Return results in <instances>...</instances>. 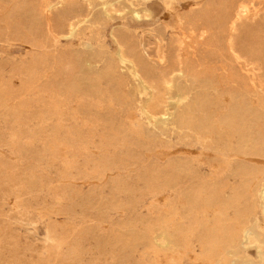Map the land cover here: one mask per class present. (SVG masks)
I'll list each match as a JSON object with an SVG mask.
<instances>
[{
  "label": "rangeland",
  "instance_id": "374dc122",
  "mask_svg": "<svg viewBox=\"0 0 264 264\" xmlns=\"http://www.w3.org/2000/svg\"><path fill=\"white\" fill-rule=\"evenodd\" d=\"M18 1L20 2V0H0V6H8L6 12V17L8 15V22H6V20H0V29L2 30L3 28V35H0L2 37L0 39V71L3 68L5 69H3L4 71L2 70L0 72V92L4 90L1 88V82L7 81L8 83L10 82L9 84L12 86L14 93L8 95L2 92L0 94V96L2 97V101L0 97V264H202L201 261L205 262V264H219V262L220 264H233L235 260H232V258H226L225 256H223L224 259L222 258V256H220L219 258L215 257L214 259H218L217 261L208 260V249L215 243L216 238L223 230H226L229 226L236 225L243 220L249 221L251 224L249 222L248 223L253 226L252 230L262 242L264 241V211L262 205L260 204L259 197L260 190L263 187L262 184H264V152H261L262 150L264 151V146L260 144V138L262 135L257 129H255L257 128L258 124L264 125V112H262L264 111V98L257 99L258 103L256 102V100L254 102L252 99H249V102L247 97H244L245 101H243V99L240 101V99L236 98L233 99V101L229 103V107H227L228 104L224 98L225 94L222 93L224 91H221L219 85H215L212 83L208 84V82L203 84V80H201L200 83L199 81H197V79L190 78V80H192L190 81L191 85L194 84L192 86L193 88H195L196 86L201 87L203 85V89L199 87L200 89L204 90V92H202L203 94L201 93V95H207L206 98L208 101L213 96L217 98L215 99L213 97L214 101L212 102L213 98L209 101L213 105L209 102H206L209 106L205 104L204 116L208 127L206 126L207 130L204 129L205 134H203L204 131L201 133V131H198L195 128H191V130H188L178 127L174 128V131L173 129H168L166 127H163L162 129L153 128L152 125L148 126L149 122L147 119H144L145 121L143 120L145 124L143 123L142 126L140 111L136 110V106H134V104H131V107L133 106L131 108L129 106L131 103L129 100L125 99L123 101L122 99L115 97L112 98L114 100L113 101L112 99H109L105 93L102 92H107L111 89L110 86H107L108 82L106 79L101 80V90L99 86H97L99 82L98 77L100 74V70L102 72V70H104L102 68L105 67H109L110 70L113 69L112 67H110V65H114V61L119 54V43L116 40L114 33L120 36V38H126L128 39V41L134 40L139 43L143 39L142 36L144 33L162 28L167 25V32H165L164 36L168 41L170 38V34L175 29L181 28L185 30L184 27H186L185 32H191L193 22L192 20L196 15L195 13L201 12L202 10L216 12L222 5V1L224 0H219V2L217 0H170V5H168L167 0H147L145 7L149 10L150 17L149 19H145L144 22L138 20L130 13L121 15L120 13L115 12L113 13L112 17H105L104 15L100 14V18L98 15L94 19L91 14L92 9L100 8V3L105 0H92L94 2H92L91 0H65L66 9L62 11L63 13L61 14V16L65 14L75 13V15H77L76 17L87 20H85V23H83L84 25H81L82 28L80 27L77 32L73 33V35L70 36L60 35L64 32L62 33V29L58 26L55 28L56 32H58V35L52 32L49 27H47V20L45 21L44 13L41 10L42 0H37L38 2L36 0H21V4H24L27 1V4L24 5H21L20 3H18ZM96 1H98V3ZM107 1L117 2L120 5H129L131 3H133L134 5L137 4V0ZM5 2L6 4L10 3L9 5L12 7V10L14 12L11 10V7L9 5L4 4ZM52 2L63 3L62 0H52ZM259 2L263 4L264 0H259ZM210 3L211 6H209ZM140 6L142 5H139L138 7ZM71 7L74 9H72ZM25 8H27V10ZM17 9L20 10L18 11ZM66 10H69V12H66ZM19 12L21 15L19 14ZM16 13H18V15ZM14 14L16 15V17ZM89 15H91V17ZM12 17L15 18H13L14 21H12ZM27 17L31 19L30 20L28 18V23L26 22ZM38 17H41L40 19L42 22L39 21L40 19H38ZM9 18H11L12 20ZM102 18L105 20L103 21ZM187 18H189L190 20H188ZM106 20L109 21L107 22ZM251 22L253 24H251ZM2 23H4L3 25L5 27L2 25ZM20 23H24V25H21ZM10 24L11 28L9 27ZM25 24L28 25L27 28ZM31 24L34 27H32ZM44 24H46V26ZM258 25L259 28L257 27ZM29 27L31 29H29ZM4 28L6 29L5 31ZM21 29H24L23 32ZM1 30L0 34H2ZM45 30L47 32L49 30V32L47 33ZM248 30L250 32H248ZM34 31L35 35L33 34L32 36L31 34L34 33ZM244 33L245 41L240 46V50L244 54L246 53V57H251L254 60H257V62L262 67V72L264 73V14L257 21H249L244 29ZM37 34L38 36H36ZM257 34L260 35V37H257ZM27 36L28 38L25 42L24 40ZM30 39L32 43L30 42ZM39 39L41 41L43 39L44 42L47 40L48 42L46 41L44 43ZM38 43H40V47L38 46ZM48 43L49 46H47L46 48L45 45H48ZM36 44L39 48L36 47ZM52 45L53 47H51ZM91 45H93L94 47ZM97 47L99 49H97ZM39 49H42V51H40ZM96 50L98 52H95ZM101 50L103 51V53L101 52ZM33 51L38 53L34 54ZM44 51H46L45 54L43 53ZM105 51H107V53ZM83 52H85V54L89 53L94 57L95 53H97V55L99 54L98 57L96 55L95 58L97 62H100L99 65L101 66V68L96 69L90 73L85 64L80 65L81 62L77 61L76 58L79 55H83ZM112 52L114 54H112ZM36 55L38 56V59H36ZM114 55H116V57H114ZM62 56L64 58L66 57V60ZM39 57L40 59L44 60H39ZM71 58L72 61L70 62ZM45 59L47 60L46 63ZM28 61L29 63H26ZM33 62L38 66H41L43 64L45 66H42L43 68L38 67L36 66V64L34 65ZM70 64H73L74 66L72 67L70 66ZM75 64H77V68L80 67L78 68V70L74 68L76 67ZM62 66L67 67L62 68ZM36 67L38 68L35 69ZM68 67L71 68L69 69ZM13 69L16 70L14 71ZM28 69L30 70L28 71ZM74 71H77L76 74L78 76ZM80 71L81 73L83 72V74H81ZM97 71L99 72L96 73ZM13 72H16V74H14ZM36 72L41 73L42 76L40 74H37ZM26 73H28V75ZM86 73H89L91 77L93 76V81L96 79L98 80V82L94 81V87L88 86L86 84L84 85L83 82H81L82 80L80 78L86 77ZM95 74L97 75V77L95 76ZM71 75L75 76H72V78ZM74 77L76 78L75 80ZM78 79H80L81 81ZM194 79L196 81H194ZM30 80H32V83L30 82ZM29 82L30 85H28ZM198 82L200 83V85ZM66 83L67 85H65ZM80 83H82V86H80ZM75 84L77 87L79 85L78 89ZM69 85H71V88H69ZM29 86L31 88H29ZM92 87L96 90H94ZM72 88L76 89L74 90ZM87 88H89L90 90H88ZM24 89L27 90V93L26 91H24ZM28 89L31 90L29 91ZM69 89H72L73 92L71 90L69 91ZM78 90L84 93L81 92L80 94ZM86 90H88L87 93L89 95L86 93ZM217 93H219L218 95H220L221 93L222 96L220 95L219 97ZM17 95L20 96L17 97ZM216 95L219 97V99ZM4 97L6 101L5 99H3ZM58 101H60L59 104L56 103ZM51 102H55V104L53 103L52 105ZM246 102H248L249 104L251 103V105L248 106L249 104ZM22 103L24 106L26 105L25 108L24 106H22ZM118 103H122L121 107ZM218 103L221 104L222 108L219 107L220 105H218ZM232 103H234V106L232 105ZM109 104L112 105L110 106ZM124 104L126 105V107L124 106ZM107 105L109 107H107ZM90 107H92V109ZM112 107L113 109H111ZM114 107L116 109H114ZM20 108L23 111H21ZM241 108L243 111L241 110ZM243 108L247 110V112H245ZM56 109H58V111ZM85 109L87 111H85ZM105 109H108V114L107 112H104ZM110 109L113 111H111ZM225 109H227V112ZM236 109H239V111H237ZM100 111L104 113L101 114ZM19 112H21V114ZM94 114L97 115L95 116ZM208 115H211L212 117ZM256 116L258 117L256 118ZM99 117H102V119H100ZM220 117L221 120L223 117H225L224 119H227L226 125L223 127L221 126L222 129L220 127L216 128L215 125H212V122L214 123L216 120L220 119ZM120 118L123 119L121 120ZM255 118L256 120L254 121ZM240 119L241 121H243L241 122ZM257 119L260 121H257ZM261 120L263 124L259 123L261 122ZM103 123H108V125H104ZM242 123L247 124L244 125ZM249 123L251 124L249 125ZM125 124L127 126H125ZM130 124H134V126H131ZM99 125L101 126L99 127ZM118 127V131L115 130ZM122 127H124V129ZM213 127H215L216 129L214 130ZM228 128L230 130L226 131L228 130ZM141 129L143 131H141ZM211 129L213 130L211 131ZM136 130H138V132ZM171 130L173 131V133ZM133 131H135L136 134ZM191 131L195 132H193L192 134ZM220 131H222V133ZM234 131L237 133V136L234 135L236 134ZM248 131H250L249 134H247ZM121 132L124 135H121ZM196 132H198V134H196ZM213 132L214 135H212ZM238 132H241L242 135L240 133L238 135ZM118 133L119 135L116 136V134ZM140 133L142 136L140 135ZM189 133L191 135H189ZM256 133L258 136L256 135ZM244 134H246L247 136L249 135V138ZM149 135L150 137L152 135L154 136H152L149 140ZM125 136H129L130 138L127 139ZM219 138L223 140L220 141ZM237 139H239V141ZM138 141H140V143ZM248 141H251V144H249ZM232 143L233 145L231 146ZM240 143L242 145L245 143L243 145V148ZM227 144L229 147L227 146ZM246 144L248 148L247 146H245ZM249 145H252L251 147L253 149L250 148ZM244 148L246 149L243 150ZM232 149L233 151H231ZM254 149L256 152L254 151ZM171 150H173L175 153ZM243 151L246 155L242 154ZM235 157H237V159ZM183 158L187 160V163L186 160H183ZM256 158L259 160H257ZM182 160L184 162H182ZM226 161L228 164L226 163ZM184 163L188 164L190 167L187 168L188 165ZM251 164L254 165L252 166ZM172 165H174V167H171ZM241 165H244L245 168ZM179 169H181V171ZM259 169H261L260 173ZM240 170L242 171L240 172V174L242 173V176L239 174ZM184 171L188 172L187 175ZM247 172L249 174H247ZM236 173H238L240 176ZM251 173L252 175L250 176ZM254 173L256 177L255 175L253 176ZM182 175L185 177H183ZM192 176H194V178ZM189 177H192L193 179H190ZM244 177H246L247 179ZM186 178H188L189 180ZM248 179H250L251 185H254L255 183L257 184V187L259 188L255 192H258L259 194L252 191H250L252 192L250 193L245 190V187L248 184ZM112 181H114V184L112 183ZM117 183H119L121 186ZM223 183H225L226 185ZM224 185L225 188L223 189L222 187H224ZM244 185V189L242 188L243 190H241V187H243ZM202 186L204 188H202ZM210 186H212L214 189ZM192 187H195V189L193 190ZM235 188L237 189L235 190ZM198 189H201L203 191V194L202 191L200 190V192ZM205 189H207L208 191ZM218 189H220L221 191ZM211 192L214 194H211ZM243 193H245L248 197H246V195ZM247 193L250 194V196ZM198 194H200L201 196ZM110 195H112L113 198ZM186 195L187 197H185ZM256 195L259 198H257ZM231 197L232 199H234L235 197L236 200L240 202L236 203V200L234 199L232 200L234 203H232ZM200 198L201 200H199ZM205 198L207 199L204 200ZM105 199L108 200L105 201ZM112 199L113 201H115L113 202ZM250 199L252 200L250 201ZM223 200H225V203L223 202ZM210 201H212V203L214 204H211ZM226 201L231 202L233 205L235 204L234 207L236 209L232 204H228ZM187 202H190V204H192L190 205ZM217 202L219 203L217 204ZM220 202L222 203V205H225L222 206ZM197 205L199 206V208ZM239 205L243 206L244 209L243 207L239 208ZM254 205H257L256 210V207H254ZM192 207L194 209L195 207L197 208L194 210ZM176 209L178 210L176 211ZM253 210L255 211L253 212ZM242 212L244 215L241 214ZM174 213H176V216L172 217ZM236 214L238 215L236 216ZM248 215H250V217ZM197 217H199V219ZM238 217L240 219H238ZM18 219L20 220V222ZM166 220L169 222H167ZM222 221H224V223H222ZM202 222H204V224H202ZM182 224L184 225L182 226ZM178 225L180 229L178 228ZM121 226H124V228H121ZM185 226L189 228L190 231ZM175 228H177L178 231ZM184 228L188 231V233L186 230H184ZM195 228H197V230H194ZM118 230L120 232H118ZM179 231L180 233H182L181 235L179 234ZM191 231H193V235ZM215 231L217 234L215 233ZM130 232L132 234H128ZM196 232L199 233L197 234ZM172 233L175 237L172 235ZM177 234L180 240L176 237ZM132 235L136 237H133ZM147 237H149V239ZM168 237L171 238V240ZM208 237L210 238V241H208ZM113 238H115L117 241ZM161 238L164 240H162ZM173 239L177 240H175V243H177L178 245H175ZM197 239L199 240V243ZM211 240L214 242H212ZM240 240L241 239L239 238L237 242L238 244H234L231 250L233 251L235 249V257L238 258L239 264H243L244 262H248L250 264H259L261 255L257 242H254L248 246H243L244 244ZM114 241L116 242L114 243ZM203 241H205L206 243H203ZM151 242H153L154 245ZM209 242H211V244ZM203 244H205L206 246ZM114 245L119 246L117 247ZM261 245L264 253V242ZM182 247H184V249ZM238 247L240 248V250ZM169 248H172L173 250H169ZM200 248L202 249V251L205 248L206 252L204 251L203 253H201L202 251ZM227 250L229 251L230 249ZM240 253L242 258L240 257ZM242 253L244 256H242ZM176 255L178 258H174L176 257ZM228 255L232 256V253H228ZM246 258L250 259L246 261ZM228 260H230V262Z\"/></svg>",
  "mask_w": 264,
  "mask_h": 264
},
{
  "label": "bare ground",
  "instance_id": "6f19581e",
  "mask_svg": "<svg viewBox=\"0 0 264 264\" xmlns=\"http://www.w3.org/2000/svg\"><path fill=\"white\" fill-rule=\"evenodd\" d=\"M5 1V0H4ZM10 1V0H9ZM28 1H30V0H28ZM37 1V0H36ZM61 1V0H60ZM90 1V0H89ZM92 1V0H91ZM129 1V0H128ZM171 1H175V0H171ZM171 1L170 0H167V3H168V5H170V3H171ZM218 2H219V0H217ZM12 2V1H11ZM23 2V1H22ZM38 2V1H37ZM37 2H35V3H37ZM62 2L63 3H59V2H57V3H53L52 2V0L50 1V0H42V3H41V5H42V8H41V10L43 11V13H44V16H45V21L47 20V27H49V29L52 31V32H54L55 34H57L58 35V32H56V27L58 26V27H60L61 29H62V33L63 34H60V35H64V36H70V35H73V33H75V32H77V30L81 27V25L83 24V23H85V20L83 19V18H78V17H76L77 15H75V13L74 14H72V13H70V14H65V15H63V16H61V14L63 13L62 11L63 10H65L66 9V2H65V0L63 1L62 0ZM92 2H94V1H92ZM97 3H98V1H96ZM95 2V3H96ZM215 2V1H214ZM7 3H8V1H7ZM18 3H20L21 4V0H20V2L18 1ZM34 3V4H35ZM65 3V4H64ZM147 3V0H137V4L136 5H134L133 3H131V4H129V5H120V4H118L117 2H111V1H107V0H105V1H102L100 4V8H96V9H92V11H91V14H92V17L95 19L98 15H99V18L101 17V15H104L105 17H112L113 16V13L115 12V13H120L121 15H124V14H127V13H130V14H132L133 16H135L138 20H141V21H143L144 22V20L145 19H149V17H150V12H149V10L148 9H146V4ZM213 3V2H212ZM4 4H6V2L4 3ZM10 4V3H9ZM9 4H6V5H9ZM12 4V3H11ZM24 4H27V1H26V3H24ZM23 3L21 4V5H24ZM82 4V3H81ZM80 4V5H81ZM86 4V3H85ZM0 5H1V3H0ZM14 5H15V2H14ZM17 5V4H16ZM98 5V4H97ZM139 5H142V6H140V7H138ZM10 6V5H9ZM39 6H40V4H39ZM82 6V5H81ZM87 6H89V5H87ZM209 6H211V3H210V5ZM8 7V6H7ZM7 7H5V6H0V20H6V22H8L7 21V18H8V15H7V17H6V12H7ZM11 7V6H10ZM22 7V6H21ZM26 7V6H25ZM27 7H28V5H27ZM32 7V6H31ZM30 7V8H31ZM35 7H36V5H35ZM39 8V7H38ZM72 8V7H71ZM81 8H83V7H81ZM95 8V7H94ZM26 10H27V8H25ZM33 9V8H32ZM72 9H74V8H72ZM208 9V8H207ZM210 9V8H209ZM11 10H12V7H11ZM15 10V9H14ZM18 11L20 10V9H17ZM26 10H24V11H26ZM35 10V9H34ZM70 10V9H69ZM69 10H66V12L68 11L69 12ZM77 10V9H76ZM13 11V10H12ZM18 11H15V12H18ZM22 11V10H21ZM41 11V12H42ZM83 11V10H82ZM11 12V11H10ZM9 12V13H10ZM14 12V11H13ZM12 12V13H13ZM28 12V11H27ZM39 12V11H38ZM71 12V11H70ZM73 12H74V10H73ZM80 12V11H79ZM24 13V12H23ZM85 13V12H84ZM193 13V12H192ZM8 14V13H7ZM17 15H18V13H16ZM19 14H20V12H19ZM30 14H31V11H30ZM33 14H35V13H33ZM81 14V13H80ZM101 14V15H100ZM196 15L194 16V19L192 20L193 22H192V28H191V32L190 33H186L185 32V30H186V27H184L185 28V30H183V29H181V28H179V29H175V30H173L172 31V33L170 34V38H169V40L167 41L166 40V38H165V36H164V34H165V32H167V25H165L164 27H162V28H159V29H155V30H151V31H148L147 33H144L143 34V39L141 40V42H136V41H134V40H132V41H128V39H126V38H120V36H118V35H116L115 33H114V35H115V37H116V40L118 41V43H119V54H118V57L115 59V61H114V65H110V67H112L113 69H111L110 70V68L108 67H105L106 68V70H105V68H102V69H104V70H102V72H101V70H100V72L99 71H97L96 73H100L99 74V82H98V80L96 79V80H94V81H97L98 82V84H97V86H99V88H100V90L102 89V87L100 86L101 85V80L103 79H106L107 80V86H110L111 87V89H110V91H102L103 93H105L106 95H107V97L109 98V99H112V98H115V97H118L119 99H122L123 101L125 100V99H127V100H129L131 103H130V107H131V104H134V106H136V110H139L140 111V114H141V121H142V126H143V120L144 119H147L148 120V122H149V124H148V126L149 125H152L153 126V128H158V129H162L163 127H166V128H168V129H173V131L175 130L174 128H178V127H181V128H185V129H190L191 130V128H195L196 130H198V131H201V133L204 131V133L203 134H205V130L204 129H206V126H207V124H206V119H205V116H204V110H205V104H207L206 102H209L213 97L215 98V96H213L209 101L207 100V98H206V96L205 95H201V93L202 92H204V90H202L203 88H202V86L200 87V86H196L195 88H193L192 86L194 85L193 83V85H191V83H190V81H192V80H190V78L191 79H193V78H195V79H197V81H199L200 83H201V80H203V84H205V83H207L208 82V84L209 83H212V84H215V85H219L220 86V88H221V91L223 90L224 92H222V93H224L225 94V100H226V102H227V104H228V106L227 107H229V103H231V101H233V99H240V101L243 99V101H245L244 100V97H247L248 98V100L249 99H252L254 102H255V100H256V102H257V99H259V98H264V73L262 72V67H261V65L257 62V60H254L253 58H251V57H246L245 56V54L240 50V46L243 44V42L245 41V37H244V29H245V27H246V25L248 24V22L249 21H257L258 19H260L262 16H263V14H264V2H263V4H261V2H259V0H224V1H222V5L219 7V9L216 11V12H211V11H206V10H202L201 12H198V13H195ZM10 15V14H9ZM15 15V14H14ZM21 15V14H20ZM19 15V16H20ZM41 15V14H40ZM40 15H38V16H40ZM82 15V14H81ZM11 16H13V15H11ZM27 16V15H26ZM30 16V15H29ZM90 17H91V15H89ZM15 17H16V15H15ZM22 17H24V16H22ZM90 17H87V18H90ZM14 17H12V19H13ZM29 17H27V23H28V21H29V19H28ZM41 18V17H40ZM39 17H38V19H40ZM9 19H11V18H9ZM11 19V20H12ZM15 19V18H14ZM14 19L12 20V21H14ZM18 19V18H17ZM103 19V18H102ZM188 20H190L189 18H187ZM20 20V19H19ZM19 20H17V21H19ZM31 20V19H30ZM98 20V19H97ZM101 20V19H100ZM105 19H103V21H104ZM22 21V20H21ZM20 21V22H21ZM33 21V20H32ZM40 22H42L41 21V19L39 20ZM87 21V20H86ZM96 21V20H95ZM107 21V20H106ZM109 21V20H108ZM107 21V22H108ZM23 22H24V19H23ZM25 22V23H26ZM44 22V21H43ZM106 22V23H107ZM190 22V21H189ZM188 22V23H189ZM260 22V21H259ZM12 23V22H11ZM15 23V22H14ZM13 23V24H14ZM17 23V22H16ZM31 23V22H30ZM187 23V22H186ZM4 23H2V25H3ZM21 25H24V23L22 24V23H20ZM35 24V23H34ZM33 24V25H34ZM46 24H44L45 26H46ZM92 24V23H91ZM97 24H99V23H97ZM190 24V23H189ZM251 24H253L252 22H251ZM9 25V24H8ZM17 25V24H16ZM19 25V24H18ZM20 25V26H21ZM30 25V24H29ZM40 25V24H39ZM38 25V26H39ZM44 25H42V26H44ZM84 25V24H83ZM88 25H90V24H88ZM96 25V24H95ZM4 26V25H3ZM2 26V27H3ZM25 26H26V28H27V26L28 25H26L25 24ZM31 26H32V24H31ZM41 26V27H42ZM1 27V26H0ZM5 27V26H4ZM10 28H11V24H10V26H9ZM22 27V26H21ZM32 27H34V26H32ZM40 27V26H39ZM89 27H91V26H89ZM169 27V26H168ZM258 28H259V25L257 26ZM19 28V27H18ZM25 28V27H24ZM43 28V27H42ZM41 28V29H42ZM82 28V27H81ZM88 28V27H87ZM254 28V27H253ZM253 28H251V29H253ZM13 29V28H12ZM11 29V30H12ZM29 29H31L30 27H29ZM44 29V28H43ZM46 29V28H45ZM48 29V28H47ZM163 29V30H162ZM249 29H250V27H249ZM262 29V28H261ZM1 30V29H0ZM2 30H3V28H2ZM1 30V31H2ZM6 29L4 28V31H5ZM15 30H17V29H15ZM22 30V29H21ZM24 30V29H23ZM23 30H22V32H23ZM138 30V29H137ZM166 30V31H165ZM260 30V29H259ZM19 31V30H18ZM40 31V30H39ZM38 31V32H39ZM42 31V30H41ZM46 31V30H45ZM263 31V30H262ZM12 32V31H11ZM15 32V31H14ZM21 32V31H20ZM19 32V33H20ZM21 32V33H22ZM44 32V31H43ZM47 32V31H46ZM48 32H49V30H48ZM47 32V33H48ZM248 32H250L249 30H248ZM10 33V32H9ZM13 33V32H12ZM16 33V32H15ZM29 33V32H28ZM40 33V32H39ZM247 33V32H246ZM7 34V33H6ZM33 34L35 35V31H34V33H32L31 35L33 36ZM42 34V33H41ZM119 34V33H118ZM259 34V33H258ZM257 34V35H258ZM1 36L3 35V31H2V34H0ZM9 35H11V34H9ZM17 35V34H16ZM21 35V34H20ZM48 35V34H47ZM50 35V34H49ZM0 36V39L2 38ZM23 36V35H22ZM25 36V35H24ZM36 36H38V34L36 35ZM125 36V35H124ZM141 36V35H140ZM253 36V35H252ZM251 36V37H252ZM7 37V36H6ZM11 37V36H10ZM13 37V36H12ZM18 37V36H17ZM20 37V36H19ZM40 37V36H39ZM38 37V38H39ZM42 37H43V35H42ZM48 37V36H47ZM52 37H53V35H52ZM51 37V38H52ZM257 37H260V35H258ZM28 38V36L25 38V42H26V39ZM35 38V37H34ZM46 38V37H45ZM49 38V37H48ZM47 38V39H48ZM249 38V37H248ZM256 38V37H255ZM21 39V38H20ZM19 39V40H20ZM54 39V38H53ZM261 39V38H260ZM34 40V39H33ZM40 40V39H39ZM45 40V39H44ZM1 41H3V40H1ZM36 41H37V39H36ZM41 41V40H40ZM42 41H43V39H42ZM41 41V42H42ZM47 41V40H46ZM45 41V42H46ZM58 41V40H57ZM56 41V42H57ZM253 41V40H252ZM259 41V40H258ZM30 42H31V39H30ZM44 42V41H43ZM44 42V43H45ZM48 42V41H47ZM53 42V41H52ZM32 43V42H31ZM30 43V44H31ZM252 43V42H251ZM39 44L40 43H38V46H39ZM47 44V43H46ZM53 44V43H52ZM91 44V43H90ZM99 44H100V42H99ZM28 45H29V41H28ZM42 45V44H41ZM51 45V44H50ZM54 45V44H53ZM53 45L51 46V47H53ZM56 45V44H55ZM33 46H35V45H33ZM37 46V44H36V47L37 48H39ZM46 46V48H47V46H49V43H48V45H45ZM91 46H93V45H91ZM100 46V45H99ZM262 46V45H261ZM50 47V48H51ZM94 47V46H93ZM104 47H105V45H104ZM104 47H102V48H104ZM33 48H35V47H33ZM33 48H31V49H33ZM36 48V49H37ZM54 48H55V46H54ZM81 48H83V47H81ZM96 49V48H95ZM97 49H99L98 47H97ZM110 49V48H109ZM40 50V49H39ZM49 50V49H48ZM81 50V49H80ZM79 50V51H80ZM87 50V49H86ZM262 50V49H261ZM36 51V50H35ZM40 51H42V49L40 50ZM47 51V50H46ZM46 51H44L43 53L45 54V52ZM52 51V50H51ZM109 51V50H108ZM34 52V51H33ZM48 52H50V51H48ZM70 52V51H69ZM78 52V51H77ZM86 52V51H85ZM85 52H83V55H79L77 58H76V60L77 61H79V62H81L80 63V65L81 64H85L86 65V67H87V69H88V71H90V73L92 72V71H94V70H96V69H100L101 68V66L99 65V63L100 62H97V60H96V55H97V53H95V57L94 56H92V55H90L89 53H86L85 54ZM95 52H98L97 50L95 51ZM100 52V51H99ZM101 52L103 53V51L101 50ZM106 53H107V51H105ZM256 52V51H255ZM29 53H31V52H29ZM35 53H38V52H34V54ZM41 53V52H40ZM39 53V54H40ZM56 53V52H55ZM75 53V52H74ZM92 53V52H91ZM264 53V52H263ZM66 54V53H65ZM93 54V53H92ZM112 54H114L113 52H112ZM111 54V55H112ZM253 54V53H252ZM251 54V55H252ZM31 55V54H30ZM49 55V54H48ZM47 55V56H48ZM53 55V54H52ZM55 55V54H54ZM99 55V54H98ZM98 55H97V57H98ZM108 55V54H107ZM107 55H106V57H107ZM254 55V54H253ZM50 56H51V54H50ZM59 56H60V54H59ZM64 56V55H63ZM62 56V57H63ZM69 56H70V54H69ZM113 56V55H112ZM257 56V55H256ZM106 57H105V59H106ZM109 57V56H108ZM114 57H116V55H114ZM253 57V56H252ZM35 58V57H34ZM33 58V59H34ZM41 58H42V56H41ZM55 58H56V56H55ZM64 58V57H63ZM66 58V57H65ZM64 58V59H65ZM70 58V57H69ZM99 58H101V57H99ZM98 58V59H99ZM256 58V57H255ZM257 58H259V57H257ZM36 59H38V56L36 55ZM35 59V60H36ZM46 59H48V58H46ZM45 59V63L47 62V60ZM62 59V58H61ZM39 60H42V59H40V57H39ZM38 60V61H39ZM44 60V59H43ZM42 60V61H43ZM66 60V59H65ZM100 60V59H99ZM68 61V60H67ZM66 61V62H67ZM72 61V58H71V60H70V62ZM101 61V60H100ZM105 61V60H104ZM107 61V60H106ZM259 61V60H258ZM103 62V61H102ZM108 62V61H107ZM261 62H263V61H261ZM26 63H29V61L28 62H26ZM34 63V62H33ZM40 63V62H39ZM41 63H44V62H41ZM64 63V62H63ZM62 63V64H63ZM78 63V62H77ZM109 63V62H108ZM30 64H31V62H30ZM36 63H34V65H35ZM56 64V63H55ZM79 64V63H78ZM105 64H106V62H105ZM21 65V64H20ZM27 65V64H26ZM77 64H75V66H76ZM108 65V64H107ZM19 66V65H18ZM22 66V65H21ZM28 66V65H27ZM30 66V65H29ZM32 66V65H31ZM36 66H38L37 64H36ZM42 66H45L44 64L43 65H41V66H38V67H42ZM70 66H74L73 64H70ZM102 66H103V64H102ZM114 66V67H113ZM1 67V66H0ZM38 67H36L35 69H37ZM64 66H62V68H63ZM65 67H67V66H65ZM64 67V68H65ZM16 68V67H15ZM21 68V67H20ZM27 68V67H26ZM29 68V67H28ZM43 68V67H42ZM41 68V69H42ZM69 69L71 68V67H68ZM74 68H76V70H78V68H80V67H78L77 68V66L76 67H74ZM4 69V68H3ZM2 69V70H3ZM31 69H34V68H31ZM46 69V68H45ZM1 70V71H2ZM5 70V69H4ZM3 70V71H4ZM14 70V69H13ZM16 70V69H15ZM14 70V71H15ZM20 70V69H19ZM19 70H18V72H19ZM30 69H28V71H29ZM40 70V69H39ZM0 71V72H1ZM48 71H49V67H48ZM48 71H47V73H48ZM72 71V70H71ZM10 72V71H9ZM21 72V71H20ZM31 72H32V70H31ZM37 72H38V70H37ZM36 72V73H37ZM42 72V71H41ZM75 72V74H76V72L77 71H74ZM14 73V72H13ZM80 73H81V71H80ZM79 73V74H80ZM14 74H16V72L14 73ZM27 75H28V73H26ZM37 74H40L41 75V73H37ZM71 74V73H70ZM74 74V73H73ZM81 74H83V72L81 73ZM87 74V73H86ZM77 75V74H76ZM85 75V74H84ZM94 75V74H93ZM34 76H35V74H34ZM42 76V75H41ZM72 76H75V75H71V77ZM78 76V75H77ZM82 76V75H81ZM81 76H79V77H81ZM95 76L97 77V75L95 74ZM78 77V78H79ZM32 78V77H31ZM35 78V77H34ZM37 78V77H36ZM39 78H41V77H39ZM73 78V77H72ZM93 76L91 77L90 75H89V73L86 75V77H82V78H80V79H78V80H80L81 82H83V84L85 85H88V86H93L94 87V85H95V82L93 81ZM69 79V78H68ZM76 78L74 77V80H75ZM194 79V81H196ZM28 80V79H27ZM39 80V79H38ZM71 80H73V79H71ZM105 80V81H106ZM32 80H30V82H31ZM36 81V80H35ZM105 81H103V82H105ZM30 82H29V84L28 85H30ZM67 82H69V81H67ZM71 82V81H70ZM74 82V81H73ZM72 82V83H73ZM198 82V83H199ZM10 83V82H9ZM7 81L6 82H1V88L2 89H4V90H2V92H4V93H6V94H8V95H10V94H12L13 93V88H12V86L9 84ZM32 83V82H31ZM36 83V82H35ZM77 83V82H76ZM197 83V84H198ZM200 83H199V85H200ZM81 85L80 86H82V83H80ZM109 84V85H108ZM33 85V84H32ZM31 85V86H32ZM65 85H67V83L65 84ZM72 85H74V84H72ZM207 85V84H206ZM70 87L69 88H71V85H69ZM75 86H76V84H75ZM66 87V86H65ZM77 87V86H76ZM86 87V86H85ZM92 87V88H93ZM202 88V89H200V88ZM208 87H209V85H208ZM216 87H218V86H216ZM25 88V87H24ZM27 88V87H26ZM29 88H31L30 86H29ZM79 88V85H78V87H77V89ZM90 88V87H89ZM89 88H87L88 90H90ZM98 88V87H97ZM206 88H207V86H206ZM206 88H205V90H206ZM215 88V87H214ZM68 89V88H67ZM72 89H74V88H72ZM72 89H69V91L71 90L72 91ZM76 89V88H75ZM74 89V90H75ZM81 89V88H80ZM94 89V88H93ZM104 89V88H103ZM218 89V88H217ZM1 90V89H0ZM29 90V89H28ZM31 90V89H30ZM29 90V91H30ZM88 90H86V93H87V91ZM94 90H96V89H94ZM98 90V89H97ZM107 90V89H106ZM216 90V89H215ZM24 91H26V93H27V90H25L24 89ZM84 91H85V89H84ZM2 92H0V94L2 93ZM73 92V91H72ZM78 92L81 94V92L82 91H80V90H78ZM91 92V91H90ZM100 92V91H99ZM205 92H207V91H205ZM220 92V91H219ZM25 93V94H26ZM82 93H84V92H82ZM93 93V92H92ZM95 93V92H94ZM14 94V93H13ZM15 94H17V93H15ZM88 94V93H87ZM203 94V93H202ZM206 94V93H205ZM216 94V93H215ZM219 93H217V95H218ZM22 95H24V94H22ZM77 95V94H76ZM75 95V96H76ZM79 95V94H78ZM89 95V94H88ZM87 95V96H88ZM94 95V94H93ZM92 95V96H93ZM99 95V94H98ZM211 95V94H210ZM216 95V96H217ZM220 95H221V93H220ZM220 95H218L219 97H220ZM20 96V95H19ZM18 95H17V97H19ZM74 96V95H73ZM90 96H91V94H90ZM105 96V95H104ZM217 96V97H218ZM222 96V95H221ZM1 97V96H0ZM13 97V96H12ZM11 97V98H12ZM106 97V98H107ZM209 97V96H208ZM219 97H218V99H219ZM16 98V97H15ZM92 98V97H91ZM94 98V97H93ZM99 98H101V97H99ZM103 98V97H102ZM214 98H213V100H212V102L214 101ZM3 99H5V97L3 98ZM55 99V98H54ZM96 99V98H95ZM215 99H217V98H215ZM107 100V99H106ZM113 100V99H112ZM126 100V101H127ZM221 100V99H220ZM261 100V99H260ZM1 101H2V97H1ZM5 101H6V99H5ZM9 101V100H8ZM114 101V100H113ZM115 101H118V100H115ZM120 101V100H119ZM128 101V102H129ZM223 101V100H222ZM240 101H238V102H240ZM242 101V102H243ZM262 101V100H261ZM22 102H24V101H22ZM59 102L60 101H58V102H56V103H58L59 104ZM236 102V101H235ZM249 102H250V100H249ZM252 102V101H251ZM52 103V102H51ZM54 104H55V102H53ZM53 103H52V105H53ZM104 103V102H103ZM115 103V102H114ZM126 103V102H125ZM209 103H211V102H209ZM216 103V102H215ZM214 103V104H215ZM220 103V102H219ZM218 103V105H220L219 107L220 108H222V106H221V104H219ZM223 103V102H222ZM225 103V102H224ZM245 103V102H244ZM246 103H248V102H246ZM258 103V102H257ZM262 103V102H261ZM5 104V103H4ZM61 104V103H60ZM95 104V103H94ZM118 104H120V103H118ZM122 104V103H121ZM121 104L119 105L120 107H121ZM212 104V103H211ZM234 103H232V105H233ZM241 104V103H240ZM249 104V103H248ZM253 104V103H252ZM263 104H264V102H263ZM6 105V104H5ZM10 105V104H9ZM21 105V104H20ZM110 105V104H109ZM112 105V104H111ZM110 105V106H111ZM127 105H128V103H127ZM208 105V104H207ZM213 105V104H212ZM223 105V104H222ZM238 105V104H237ZM245 105V104H244ZM251 105V103L248 105V106H250ZM254 105H255V103H254ZM22 106H24L23 105V103H22ZM26 106V105H25ZM25 106H24V108H25ZM94 106H96V105H94ZM123 106V105H122ZM124 106L126 107V105L124 104ZM209 106V105H208ZM216 106V105H215ZM225 106V105H224ZM234 106V105H233ZM233 106H232V108H233ZM240 106V105H239ZM261 106H262V104H261ZM99 107V106H98ZM97 107V108H98ZM107 107H109L108 105H107ZM116 107V106H115ZM114 107V109H116ZM133 107V106H132ZM131 107V108H132ZM214 107V106H213ZM217 107V106H216ZM226 107V106H225ZM236 107V106H235ZM253 107V106H252ZM251 107V108H252ZM259 107V106H258ZM22 108V107H21ZM21 108H20V110H21ZM57 108H59V107H57ZM60 108H62V107H60ZM87 108V107H86ZM91 109H92V107H90ZM97 108H95V109H97ZM101 108V107H100ZM99 108V109H100ZM231 108V107H230ZM237 108H238V106H237ZM256 108V107H255ZM98 109V110H99ZM109 109V108H108ZM107 109V110H108ZM111 109H113V107L111 108ZM110 109V110H111ZM216 109H219V108H216ZM235 109V108H234ZM244 109V108H243ZM27 110V109H26ZM28 110H29V108H28ZM57 111H58V109H56ZM94 110V109H93ZM106 109L104 110V112H107V114H108V111H107ZM208 110V109H207ZM207 110H206V112H207ZM211 110H212V108H211ZM226 110V112H227V109H225ZM237 111H239V109H236ZM241 110H242V108H241ZM249 110V109H248ZM21 111H23V110H21ZM83 111V110H82ZM85 111H87L86 109H85ZM111 111H113V110H111ZM121 111H123V110H121ZM126 111V110H125ZM215 111V110H214ZM218 111V110H217ZM230 111V110H229ZM233 111V110H232ZM243 111V110H242ZM244 111L245 112H247V110H245L244 109ZM251 111H253V110H251ZM261 111V110H260ZM25 112V111H24ZM61 112V111H60ZM63 112V111H62ZM77 112V111H76ZM91 112H92V110H91ZM98 112V111H97ZM101 112V111H100ZM104 112H101V114H103ZM130 112H131V110H130ZM129 112V113H130ZM210 112V111H209ZM208 112V113H209ZM219 112V111H218ZM231 112V111H230ZM230 112H229V114H230ZM262 112H264V111H262ZM20 114H21V112H19ZM56 113H58V112H56ZM112 113V112H111ZM114 113V112H113ZM120 113H122V112H120ZM119 113V114H120ZM128 113V114H129ZM207 113V114H208ZM211 113V112H210ZM216 113V112H215ZM214 113V114H215ZM234 113V112H233ZM60 114V113H59ZM106 114V113H105ZM105 114H104V116H105ZM110 114V113H109ZM124 114V113H123ZM132 114V113H131ZM212 114V113H211ZM213 114V115H214ZM219 114V113H218ZM222 114V113H221ZM221 114H220V116H221ZM232 114V113H231ZM95 116L97 115V114H94ZM114 115V114H113ZM113 115H112V117H113ZM133 115V114H132ZM223 115V114H222ZM226 115V114H225ZM110 116V115H109ZM116 116V115H115ZM115 116H114V118H115ZM128 116V115H127ZM208 116H211V115H208ZM216 116H217V114H216ZM216 116H214V117H216ZM123 117V116H122ZM129 117H131V116H129ZM212 117V116H211ZM225 117H227V116H225ZM225 117H223L222 118V120H221V117H220V119H218V120H216L214 123L212 122V125H215L216 126V128L217 127H220L221 128V126L223 127V126H225L226 125V122H227V119H224ZM230 117V116H229ZM242 117V116H241ZM258 116H256V118H257ZM261 117H263V116H261ZM260 117V118H261ZM100 118V117H99ZM124 118H126V117H124ZM233 118V117H232ZM231 118V119H232ZM246 118V117H245ZM256 118L254 119V121L256 120ZM100 119H102V117L100 118ZM99 119V120H100ZM104 119V118H103ZM113 119V118H112ZM118 119V118H117ZM121 119V118H120ZM123 119V118H122ZM121 119V120H122ZM131 119V118H130ZM138 119H140V118H138ZM209 119H210V117H209ZM230 119V120H231ZM243 119V118H242ZM263 119V118H262ZM119 120V119H118ZM128 120H129V118H128ZM229 120V119H228ZM104 121V120H103ZM108 121H109V119H108ZM120 121V120H119ZM125 121V120H124ZM145 121V120H144ZM209 121V120H208ZM233 121V120H232ZM240 121H241V119H240ZM243 121V120H242ZM241 121V122H242ZM253 121V122H254ZM257 121H260V120H258L257 119ZM264 121V120H263ZM102 122V121H101ZM107 122V121H106ZM121 122H123V121H121ZM147 122V121H146ZM211 122V121H210ZM237 122V121H236ZM241 122H239V123H241ZM99 123V122H98ZM111 123V122H110ZM114 123V122H113ZM135 123V122H134ZM235 123V122H234ZM259 123H262V120H261V122H259ZM99 124H101V123H99ZM104 124V123H103ZM105 124H107L108 125V123H105ZM104 124V125H105ZM145 124V123H144ZM242 124H247V123H242ZM251 123H249V125H250ZM253 124H255V123H253ZM263 124V123H262ZM102 125V124H101ZM101 125H99V127L101 126ZM103 125V126H104ZM113 125V124H112ZM119 125V124H118ZM131 125V124H130ZM209 125V124H208ZM211 125V126H212ZM230 125V124H229ZM240 125V124H239ZM238 125V126H239ZM243 125V126H244ZM125 126H127L126 124H125ZM124 126V127H125ZM131 126H134V124L133 125H131ZM210 126V125H209ZM243 126H241V127H243ZM252 126V125H251ZM251 126H250V128H251ZM121 127V126H120ZM124 127H122L123 129H124ZM130 127V126H129ZM128 127V128H129ZM137 127V126H136ZM208 127V126H207ZM248 127V126H247ZM254 127V126H253ZM126 128V127H125ZM131 128V127H130ZM210 128V127H209ZM212 128V127H211ZM214 128V130L216 129L215 127H213ZM227 128V127H226ZM225 128V129H226ZM118 129H119V127L117 128V129H115V130H117L118 131ZM192 129V130H193ZM222 129V128H221ZM246 129V128H245ZM255 129H257L259 132H260V134L262 135L261 136V138L260 137H258V138H260V144L261 145H263L264 146V125H261V124H258L257 125V128H255ZM129 130V129H128ZM130 130H132V129H130ZM139 130V129H138ZM138 130H136L137 132H138ZM187 130V131H188ZM207 130V129H206ZM210 130V129H209ZM213 129H211V131H212ZM219 130V129H218ZM230 129L228 128V130H226V131H229ZM233 130V129H232ZM239 130V129H238ZM120 131V130H119ZM121 131H123V130H121ZM126 131H127V129H126ZM141 131H143L142 129H141ZM172 131V130H171ZM173 131H172V133H173ZM180 131V130H179ZM184 131V130H183ZM241 131V130H240ZM247 131V130H246ZM113 132V131H112ZM125 132V131H124ZM123 132V133H124ZM129 132V131H128ZM134 133H135V131H133ZM176 132V131H175ZM192 132V131H191ZM190 132V133H191ZM193 132H195V131H193ZM193 132H192V134H193ZM209 132V131H208ZM218 132V131H217ZM216 132V133H217ZM221 133H222V131H220ZM219 132V133H220ZM231 132V131H230ZM235 132V131H234ZM249 132L250 131H248V133L247 134H249ZM253 132V131H252ZM255 132V131H254ZM257 132V131H256ZM120 133V132H119ZM119 133L118 134H116V136L117 135H119ZM127 133V132H126ZM144 133V132H143ZM142 133V134H143ZM168 133V132H167ZM182 133V132H181ZM185 133V132H184ZM189 133V135H191ZM210 133V132H209ZM236 133V132H235ZM239 133L241 134V132H238V135H239ZM130 134V133H129ZM136 134V133H135ZM149 134V133H148ZM147 134V135H148ZM170 134V133H169ZM196 134H198V132H196ZM195 134V135H196ZM110 135H112V134H110ZM121 135H124V134H122V132H121ZM128 135V134H127ZM140 135H141V133H140ZM160 135V134H159ZM188 135V134H187ZM199 135H200V133H199ZM212 135H214V132H213V134ZM225 135V134H224ZM234 135H236L237 136V133L236 134H234ZM242 135V134H241ZM244 135H246V134H244ZM255 135V134H254ZM256 135H257V133H256ZM115 136V135H114ZM114 136H112V137H114ZM130 136V135H129ZM129 136H125L127 139H129L130 137ZM137 136V135H136ZM139 136V135H138ZM142 136V135H141ZM152 136H154V135H152ZM151 136V137H152ZM168 136V135H167ZM197 136V135H196ZM202 136V135H201ZM207 136V135H206ZM219 136V135H218ZM221 136V135H220ZM229 136V135H228ZM247 136V135H246ZM258 136V135H257ZM256 136V137H257ZM145 137V136H144ZM148 137H150V135L148 136ZM151 137L149 138V140L151 139ZM204 137V136H203ZM213 137V136H212ZM225 137H227V136H225ZM234 137V136H233ZM239 137V136H238ZM248 138H249V135L247 136ZM116 138H119V137H116ZM121 138H122V136H121ZM137 138V137H136ZM154 138H156V137H154ZM154 138H153V140H154ZM167 138V137H166ZM196 138V137H195ZM210 138V137H209ZM111 139H114V138H111ZM110 139V140H111ZM140 139V138H139ZM143 139V138H142ZM147 139V138H146ZM159 139V138H158ZM218 139V138H217ZM220 139V138H219ZM230 139V138H229ZM145 140V139H144ZM143 140V141H144ZM148 140V139H147ZM162 140V139H161ZM203 140V139H202ZM208 140V139H207ZM211 140V139H210ZM215 140V139H214ZM223 140V139H222ZM221 139H220V141H222ZM238 141H239V139H237ZM247 140H249V139H247ZM246 140V141H247ZM256 140V139H255ZM115 141V140H114ZM113 141V142H114ZM163 141V140H162ZM225 141V140H224ZM232 141V140H231ZM230 141V142H231ZM235 141V140H234ZM245 141V140H244ZM252 141V140H251ZM251 141H248V143L249 144H251L250 142ZM139 143H140V141H138ZM153 142V141H152ZM155 142V141H154ZM156 142H157V139H156ZM155 142V143H156ZM159 142V141H158ZM208 142V141H207ZM210 142V141H209ZM227 142V141H226ZM149 143V142H148ZM212 143H213V141H212ZM211 143V144H212ZM216 143V142H215ZM144 144H145V142H144ZM209 144V143H208ZM228 144H229V142H228ZM228 144H227V146H228ZM238 144V143H237ZM245 144V143H244ZM243 144V145H244ZM254 144V143H253ZM252 144V145H253ZM152 145V144H151ZM233 145V143L231 144V146ZM240 145H242L241 143H240ZM243 145H242V148H243ZM251 145V146H252ZM146 146V145H145ZM153 146V145H152ZM155 146V145H154ZM245 146H247V144L245 145ZM250 146V145H249ZM250 146V148H252ZM148 147V146H147ZM157 147V146H156ZM163 147V146H162ZM161 147V148H162ZM229 147V146H228ZM235 147H236V145H235ZM239 147V146H238ZM152 148V147H151ZM234 148V147H233ZM241 148V147H240ZM247 148H248V146H247ZM255 148V147H254ZM228 149V148H227ZM236 149V148H235ZM246 148H244L243 150H245ZM253 149V148H252ZM248 150V149H247ZM258 150V149H257ZM164 151H165V149H164ZM171 151H173V150H171ZM231 151H233V149L231 150ZM254 151H255V149H254ZM162 152V151H161ZM168 152V151H167ZM174 152V151H173ZM239 152V151H238ZM241 152V151H240ZM247 152V151H246ZM256 152V151H255ZM261 152H264L263 150L261 151ZM261 152H260V154H261ZM169 153V152H168ZM175 153V152H174ZM249 153V152H248ZM159 154H160V152H159ZM162 154V153H161ZM242 154H245L244 153V151H243V153ZM258 154V153H257ZM263 154V153H262ZM186 155V154H185ZM233 155V154H232ZM236 155V154H235ZM246 155V154H245ZM251 155V154H250ZM249 155V156H250ZM256 155V154H255ZM259 155V154H258ZM233 157V156H232ZM240 157V156H239ZM178 158V157H177ZM236 159H237V157H235ZM175 159H176V157H175ZM174 159V160H175ZM181 159H182V157H181ZM229 159V158H228ZM251 159V158H250ZM254 159V158H253ZM257 159V158H256ZM255 159V160H256ZM170 160H171V158H170ZM178 160V159H177ZM183 160H186V159H184L183 158ZM182 160V162H184ZM241 160V159H240ZM257 160H259V159H257ZM176 161V160H175ZM174 161V162H175ZM179 161V160H178ZM252 161H254V160H252ZM261 161V160H260ZM172 162H173V160H172ZM171 162V163H172ZM223 162V161H222ZM225 162V161H224ZM230 162V161H229ZM244 162V161H243ZM246 162V161H245ZM179 163V162H178ZM177 163V164H178ZM186 163H187V160H186ZM186 163H184V164H186ZM226 163H227V161H226ZM247 163V162H246ZM257 163V162H256ZM255 163V164H256ZM262 163V162H261ZM180 164H182V163H180ZM183 164V165H184ZM228 164V163H227ZM248 164V163H247ZM258 164H260V163H258ZM263 164V163H262ZM186 165H188V164H186ZM225 165V164H224ZM237 165H238V163H237ZM252 165V164H251ZM254 165V164H253ZM252 165V166H253ZM136 166V165H135ZM217 166V165H216ZM220 166V165H219ZM222 166V165H221ZM231 166V165H230ZM241 166H244V165H241ZM240 166V167H241ZM133 167V166H132ZM171 167H174V165H172ZM190 166L188 165V167L187 168H189ZM191 167H192V165H191ZM258 167V166H257ZM167 168H168V166H167ZM182 168V167H181ZM232 168V167H231ZM243 168V167H242ZM244 168H245V166H244ZM248 168V167H247ZM254 168V167H253ZM253 168H251V169H253ZM158 169V168H157ZM161 169V168H160ZM175 169V168H174ZM192 169H193V167H192ZM226 169V168H225ZM173 170V169H172ZM180 171H181V169H179ZM191 170V169H190ZM219 170H221V169H219ZM248 170V169H247ZM157 171V170H156ZM155 171V172H156ZM188 171V170H187ZM193 171H194V169H193ZM253 171V170H252ZM260 171H261V169H259V173H260ZM158 172V171H157ZM156 172V173H157ZM176 172H178V171H176ZM183 172V171H182ZM185 172V171H184ZM189 172V171H188ZM188 172H185L186 173V175H187V173ZM228 172H229V170H228ZM240 172H242L241 170L239 171V174H240ZM251 172V171H250ZM255 172V171H254ZM257 172V171H256ZM172 173H173V171H172ZM192 173V172H191ZM196 173V172H195ZM263 173V172H262ZM167 174V173H166ZM169 174H171V173H169ZM181 174V173H180ZM193 174V173H192ZM225 174V173H224ZM236 174H238V173H236ZM238 174V175H239ZM242 174V173H241ZM240 174V175H241ZM247 174H249L248 172H247ZM257 174V173H256ZM156 175H158V174H156ZM173 175H175V174H173ZM190 175V174H189ZM226 175V174H225ZM239 175V176H240ZM252 175V173L250 174V176ZM255 175V173L253 174V176ZM258 175V174H257ZM171 176V175H170ZM183 176V175H182ZM197 176V175H196ZM235 176V175H234ZM237 176V175H236ZM242 176V175H241ZM244 176V175H243ZM173 177V176H172ZM180 177V176H179ZM183 177H185V176H183ZM193 178H194V176H192ZM190 178V179H193V178ZM255 177H256V175H255ZM262 177V176H261ZM155 178V177H154ZM171 178V177H170ZM234 178V177H233ZM244 178H246V177H244ZM249 178V177H248ZM259 178V177H258ZM156 179H158V178H156ZM186 179H188V178H186ZM247 179V178H246ZM245 179V180H246ZM175 180V179H174ZM173 180V181H174ZM189 180V179H188ZM188 180H186V181H188ZM242 180V179H241ZM244 180V181H245ZM256 180V179H255ZM255 180H254V183H255ZM162 181V180H161ZM167 181V180H166ZM204 181V180H203ZM221 181H223V180H221ZM226 181V180H225ZM229 181V180H228ZM247 181V180H246ZM114 181H112V183H113ZM116 182V181H115ZM117 182H118V180H117ZM175 182V181H174ZM178 182V181H177ZM262 182V181H261ZM167 183V182H166ZM195 183V182H194ZM193 183V184H194ZM237 183V182H236ZM244 183H247V182H244ZM114 184V183H113ZM117 184H119V183H117ZM169 184V183H168ZM200 184V183H199ZM202 184H203V182H202ZM213 184V183H212ZM211 184V185H212ZM217 184V183H216ZM215 184V185H216ZM221 184V183H220ZM223 184H225V183H223ZM256 184V183H255ZM255 184L253 185H251V181H250V179H248V184H247V186L245 187V185L243 186V187H241V190H243L244 189V187L246 188L245 190L246 191H248V192H250V191H252V192H255L259 187H257V184H256V186H255ZM261 184V183H260ZM116 185V184H115ZM120 185V184H119ZM192 185V184H191ZM201 185V184H200ZM209 185V184H208ZM215 185H214V188H215ZM226 185V184H225ZM225 185H224V187H222L223 189L225 188ZM228 185V184H227ZM230 185V184H229ZM240 185V184H239ZM263 185V187L261 188V190H260V204L262 205V207H263V211H264V184H262ZM117 186V185H116ZM121 186V185H120ZM196 186V185H195ZM199 186V185H198ZM207 186V185H206ZM218 186H219V184H218ZM231 186V185H230ZM242 186V185H241ZM208 187V186H207ZM211 188H213L212 186H210ZM227 187V186H226ZM237 187V186H236ZM116 188V187H115ZM165 188V187H164ZM197 188V187H196ZM201 188V187H200ZM202 188H204L203 186H202ZM210 188V189H211ZM213 188V189H214ZM228 188H229V186H228ZM231 188V187H230ZM238 188V187H237ZM237 188H235V190L237 189ZM243 188V189H242ZM192 189L194 190L195 189V187L193 188L192 187ZM208 189V188H207ZM207 189H205V190H207ZM212 189V190H213ZM221 189V188H220ZM220 189H218V190H220ZM119 190V189H118ZM117 190V191H118ZM121 190V189H120ZM199 191L201 190V189H198ZM197 190V191H198ZM204 190V189H203ZM185 191V190H184ZM202 191V190H201ZM200 191V192H201ZM208 191V190H207ZM211 191V190H210ZM216 191V190H215ZM221 191V190H220ZM219 191V192H220ZM222 191H224V190H222ZM183 192V191H182ZM181 192V193H182ZM191 192H193V191H191ZM196 192V191H195ZM213 192V191H212ZM211 192V194H214V193H212ZM218 192V191H217ZM232 192H233V190H232ZM238 192V191H237ZM252 192H250V193H252ZM189 193V192H188ZM188 193H186V194H188ZM206 193V192H205ZM222 193V192H221ZM221 193H218V194H221ZM240 193H242V192H240ZM255 193H258V192H255ZM196 194V193H195ZM202 194H203V191H202ZM207 194V193H206ZM205 194V195H206ZM217 194V195H218ZM227 194V193H226ZM237 194H239V193H237ZM236 194V195H237ZM243 194H245V193H243ZM248 194V193H247ZM254 194V193H253ZM259 194V193H258ZM114 195V194H113ZM117 195V194H116ZM198 195H200V194H198ZM208 195V194H207ZM206 195V196H207ZM231 195V194H230ZM246 195V194H245ZM249 196H250V194H248ZM112 198H113V196L112 195H110ZM201 196V195H200ZM238 196V195H237ZM244 196V195H243ZM253 196V195H252ZM257 196V195H256ZM109 197V196H108ZM108 197H106V198H108ZM183 197V196H182ZM185 197H187V195L185 196ZM199 197V196H198ZM212 197V196H211ZM216 197H219V196H216ZM221 197V196H220ZM236 197V196H235ZM234 197V199L236 200V198ZM246 197H248L247 195H246ZM258 196H257V198H259ZM104 198V197H103ZM194 198H196V197H194ZM242 198V197H241ZM255 198V197H254ZM110 199V198H109ZM207 198H205L204 200H206ZM209 199V198H208ZM221 199V198H220ZM234 199H232V197H231V201L232 200H234ZM243 199V198H242ZM241 199V200H242ZM248 199V198H247ZM246 199V200H247ZM106 200H108V199H105V201ZM199 200H201V198L199 199ZM211 200V199H210ZM215 200V199H214ZM213 200V201H214ZM240 200V199H239ZM244 200V199H243ZM252 199H250V201H251ZM104 201V200H103ZM110 201V200H109ZM108 201V202H109ZM112 201H113V199H112ZM115 201V200H114ZM113 201V202H114ZM228 201V200H227ZM226 201V202H227ZM112 202V203H113ZM117 202V201H116ZM193 202V201H192ZM208 202H209V200H208ZM211 202V204H214V203H212V201H210ZM223 202L225 203V200H223ZM238 202V200H236V203ZM240 202V201H239ZM238 202V203H239ZM246 202V201H245ZM99 203H100V201H99ZM187 203H189L190 204V202H187ZM198 203H199V201H198ZM205 203H207V202H205ZM204 203V204H205ZM216 203V202H215ZM219 202H217V204H218ZM228 204L230 203V204H232V203H234L233 201H232V203L231 202H227ZM254 203V202H253ZM253 203H252V205H253ZM192 204V203H191ZM190 204V205H191ZM220 204L222 205V203L220 202ZM250 204V203H249ZM255 204V203H254ZM107 205V204H106ZM112 205V204H111ZM188 205V204H187ZM210 205V204H209ZM225 205V204H224ZM224 205H222V206H224ZM233 205V204H232ZM235 205V204H234ZM234 205H233V207H234ZM244 205V204H243ZM251 205V206H252ZM185 206H186V204H185ZM195 206V205H194ZM198 206V205H197ZM202 206V205H201ZM218 206V205H217ZM229 206H231V205H229ZM238 206V205H237ZM240 206V205H239ZM249 206V205H248ZM209 207V206H208ZM228 207V206H227ZM241 207H243V206H240L239 208H241ZM254 207H256L255 208V210L257 209V205L255 206L254 205ZM188 208H190V207H188ZM193 208V207H192ZM197 207H195V209H196ZM198 208H199V206H198ZM203 208H204V205H203ZM212 208V207H211ZM220 208H221V206H220ZM226 208V207H225ZM235 208V207H234ZM238 208V207H237ZM194 209V208H193ZM194 209V210H195ZM228 209V208H227ZM226 209V210H227ZM236 209V208H235ZM243 209H244V207H243ZM252 209V208H251ZM178 209H176V211H177ZM188 210V209H187ZM190 210V209H189ZM210 210V209H209ZM223 210V209H222ZM221 210V211H222ZM225 210V211H226ZM255 210H253V212L255 211ZM199 211V210H198ZM233 211V210H232ZM239 211H241V210H239ZM247 211V210H246ZM196 212V211H195ZM213 212V211H212ZM211 212V213H212ZM230 212H231V210H230ZM244 212H245V210H244ZM177 213V212H176ZM176 213H174V215H172V217L173 216H176L175 214ZM191 213H192V211H191ZM220 213V212H219ZM222 213V212H221ZM236 213V212H235ZM201 214V213H200ZM216 214V213H215ZM240 214V213H239ZM241 214H243V212L241 213ZM170 215V216H171ZM178 215V214H177ZM196 215V214H195ZM203 215V214H202ZM217 215V214H216ZM231 215V214H230ZM238 214H236V216H237ZM244 215V214H243ZM213 216H215V215H213ZM212 216V217H213ZM221 216V215H220ZM246 216V215H245ZM244 216V217H245ZM249 217H250V215H248ZM251 216H253V215H251ZM257 216V215H256ZM211 217V218H212ZM233 217V216H232ZM243 217V218H244ZM247 217V216H246ZM245 217V218H246ZM255 217V216H254ZM168 218V217H167ZM193 218V217H192ZM198 219H199V217H197ZM231 218V217H230ZM236 218V217H235ZM241 218H242V216H241ZM195 219H196V217H195ZM197 219V220H198ZM217 219V218H216ZM238 219H240L239 217H238ZM17 220V219H16ZM19 220V219H18ZM26 220V219H25ZM194 220V219H193ZM196 220V221H197ZM221 220V219H220ZM228 220V219H227ZM231 220V219H230ZM254 220V219H253ZM167 221V220H166ZM183 221V220H182ZM211 221V220H210ZM235 221V220H234ZM252 221V220H251ZM19 222H20V220H19ZM163 222V221H162ZM167 222H169V221H167ZM201 222V221H200ZM217 222V221H216ZM219 222H221V221H219ZM226 222V221H225ZM228 222V221H227ZM249 221H246V220H243L242 222H239V223H237L236 225H231V226H229L226 230H223L219 235H218V237L216 238V241H215V243L208 249L209 251H208V254H207V259L208 260H215L214 258L215 257H220V256H222V258H223V256H225L226 258H232V260L234 259L235 261H234V263L233 264H239V262H238V258L237 257H235V249L233 250V251H231L232 250V247L234 246V244H238L237 242H238V239L240 238L241 240L240 241H242V243L244 244L243 246H248V245H250V244H252V243H254V242H257V244H258V247H259V252H260V255H261V258H260V262H259V264H264V253H263V249H262V243L264 242H262L259 238H258V236L255 234V232L252 230V228H253V226L252 225H250L249 223H248ZM198 223V222H197ZM206 223V222H205ZM222 223H224V221H222ZM255 223V222H254ZM253 223V224H254ZM10 224V223H9ZM201 224V223H200ZM202 224H204V222H202ZM225 224H227V223H225ZM229 224V223H228ZM24 225V224H23ZM184 224H182V226H183ZM192 225V224H191ZM211 225V224H210ZM163 226V225H162ZM180 226H181V224H180ZM207 226V225H206ZM216 226V225H215ZM168 227V226H167ZM177 227V226H176ZM186 227V226H185ZM189 227H192V226H189ZM198 227V226H197ZM202 227V226H201ZM204 227V226H203ZM121 228H124V226L122 227L121 226ZM178 228H179V225H178ZM187 228V227H186ZM208 228H209V226H208ZM215 228V227H214ZM225 228V227H224ZM126 229V228H125ZM175 229H177V228H175ZM180 229V228H179ZM189 231H190V229L189 228H187ZM206 229H207V227H206ZM211 229H212V227H211ZM129 230V229H128ZM167 230V229H166ZM184 230H186L185 228H184ZM192 230V229H191ZM194 230H197V228H195ZM199 230H200V228H199ZM117 231V230H116ZM163 231V230H162ZM177 231H178V229H177ZM182 231V230H181ZM187 231V230H186ZM202 231V230H201ZM205 231V230H204ZM210 231V230H209ZM218 231H220V230H218ZM32 232V231H31ZM118 232H120L119 230H118ZM125 232V231H124ZM192 232V235H193V231H191ZM168 233V232H167ZM187 233H188V231H187ZM197 233V232H196ZM199 233V232H198ZM197 233V234H198ZM205 233V232H204ZM207 233V232H206ZM210 233V232H209ZM215 233H216V231H215ZM111 234V233H110ZM113 234V233H112ZM128 234H132L131 232L130 233H128ZM144 234H146V233H144ZM161 234V233H160ZM171 234V233H170ZM179 234L181 235L182 233H180V231H179ZM202 234V233H201ZM211 234V233H210ZM217 234V233H216ZM258 234V233H257ZM15 235V234H14ZM133 235H134V233H133ZM132 235V236H133ZM137 235V234H136ZM157 235V234H156ZM172 235L174 236V234L172 233ZM172 235H169V236H172ZM176 235V234H175ZM207 235V234H206ZM205 235V236H206ZM125 236V235H124ZM131 236V235H130ZM182 236H185V235H182ZM196 236V235H195ZM208 236V235H207ZM206 236V237H207ZM212 236V235H211ZM261 236V235H260ZM133 237H136V236H133ZM132 237V238H133ZM146 237V236H145ZM150 237V236H149ZM149 237H147L148 239H149ZM154 237H155V235H154ZM175 237V236H174ZM177 238H178V234H177V236H176ZM205 237V238H206ZM262 237H263V235H262ZM261 237V238H262ZM27 238V237H26ZM139 238V237H138ZM169 238V237H168ZM197 238V237H196ZM200 238V237H199ZM198 238V239H199ZM204 238V239H205ZM212 238V237H211ZM111 239V238H110ZM114 240H116L115 238H113ZM112 239V240H113ZM118 239V238H117ZM140 239V238H139ZM142 239V238H141ZM146 239V238H145ZM162 239V238H161ZM170 240H171V238H169ZM168 239V240H169ZM179 239V238H178ZM197 239V240H198ZM208 241H210V238L208 237ZM143 240V239H142ZM162 240H164V239H162ZM169 240V241H170ZM174 240V243H175V240L176 239H173ZM180 240V239H179ZM185 240V239H184ZM109 241V240H108ZM117 241V240H116ZM116 241H114V243L116 242ZM127 241V240H126ZM154 241V240H153ZM177 241V240H176ZM212 241V240H211ZM239 241V242H240ZM132 242V241H131ZM135 242V241H134ZM147 242V241H146ZM162 242V241H161ZM164 242H166V241H164ZM190 242V241H189ZM205 241H203V243H204ZM212 242H214V241H212ZM110 243V242H109ZM124 243V242H123ZM127 243V242H126ZM129 243V242H128ZM151 243H153V242H151ZM159 243V242H158ZM198 243H199V240H198ZM206 243V242H205ZM210 244H211V242H209ZM209 243H208V245H209ZM79 244V243H78ZM112 244H113V242H112ZM172 244V243H171ZM177 243H175V245H176ZM180 244V243H179ZM194 244V243H193ZM120 245V244H119ZM118 245V246H119ZM123 245V244H122ZM132 245V244H131ZM153 245H154V243H153ZM158 245V244H157ZM178 245V244H177ZM187 245V244H186ZM203 245H205V244H203ZM207 245V246H208ZM235 245V246H236ZM112 246V245H111ZM114 246H117V245H114ZM117 246V247H118ZM172 246V245H171ZM180 246V245H179ZM179 246H177V247H179ZM206 246V245H205ZM204 246V247H205ZM123 247V246H122ZM125 247V246H124ZM128 247H130V246H128ZM165 247V246H164ZM175 247V246H174ZM181 247V246H180ZM183 249H184V247H182ZM207 248V247H206ZM239 248V247H238ZM245 248V247H244ZM118 249V248H117ZM124 249V248H123ZM172 249V248H171ZM170 248H169V250H171ZM179 249H181V248H179ZM183 249H181V250H183ZM195 249V248H194ZM201 249V248H200ZM227 249H230L229 251L227 250ZM237 249V248H236ZM163 250V249H162ZM173 250V249H172ZM239 250H240V248H239ZM85 251V250H84ZM153 251V250H152ZM175 251H176V249H175ZM201 251H202V249H201ZM206 252V249L204 248V250L201 252V253H203V252ZM236 251H238V250H236ZM122 252V251H121ZM123 252H124V250H123ZM154 252V251H153ZM163 252H165V251H163ZM183 252V251H182ZM241 252V251H240ZM243 252V251H242ZM186 253V252H185ZM191 253V252H190ZM228 253H232V256H230V255H228ZM237 253V252H236ZM157 254V253H156ZM204 254H206V253H204ZM203 254V255H204ZM169 255H170V252H169ZM173 255H175V254H173ZM185 255V254H184ZM199 255V254H198ZM167 256V255H166ZM187 256H188V253H187ZM242 256H244L243 255V253H242ZM169 257H171V256H169ZM173 257V256H172ZM190 257H191V255H190ZM189 257V258H190ZM192 257H193V255H192ZM240 257H241V253H240ZM174 258H178L177 257V255H176V257H174ZM181 258H183V257H181ZM199 258V257H198ZM201 258V257H200ZM242 258V257H241ZM250 258H251V256H250ZM250 258H248V259H250ZM71 259V258H70ZM194 259H196V258H194ZM224 259V258H223ZM247 259V258H246ZM248 259L246 260V261H248ZM253 259V258H252ZM178 260H180V259H178ZM187 260V259H186ZM203 260V259H202ZM206 260V259H205ZM218 260V259H217ZM217 260H215V261H217ZM176 261V260H175ZM229 262H230V260H228ZM172 262V261H171ZM186 262V261H185ZM222 262V261H221ZM187 263H188V261H187ZM201 263L203 264H205V262H202L201 261ZM224 263V262H223ZM179 264V263H178ZM193 264V263H192ZM209 264V263H208ZM211 264V263H210ZM219 264H220V262H219ZM228 264V263H227ZM243 264H250V263H248V262H244ZM252 264V263H251Z\"/></svg>",
  "mask_w": 264,
  "mask_h": 264
}]
</instances>
